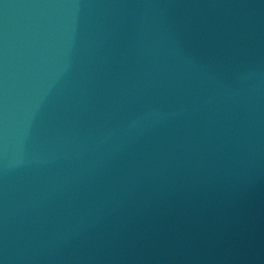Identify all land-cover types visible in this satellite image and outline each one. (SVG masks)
Listing matches in <instances>:
<instances>
[{"label": "water", "instance_id": "1", "mask_svg": "<svg viewBox=\"0 0 264 264\" xmlns=\"http://www.w3.org/2000/svg\"><path fill=\"white\" fill-rule=\"evenodd\" d=\"M0 264H264V0H0Z\"/></svg>", "mask_w": 264, "mask_h": 264}]
</instances>
